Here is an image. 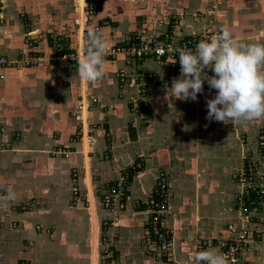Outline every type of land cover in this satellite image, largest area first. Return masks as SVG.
I'll use <instances>...</instances> for the list:
<instances>
[{"label": "crops", "instance_id": "crops-1", "mask_svg": "<svg viewBox=\"0 0 264 264\" xmlns=\"http://www.w3.org/2000/svg\"><path fill=\"white\" fill-rule=\"evenodd\" d=\"M242 1L103 0L100 10L89 16L86 0H0V54L11 61L23 54L42 59L30 66L10 64L0 83V196L9 189L16 194L14 201H0V264L23 260L65 264L67 255L100 264V225L111 220L115 210L110 213L103 207L97 191H106L138 158L145 161V170L125 186L133 197L151 192L159 170L171 178L182 174L179 182H172L183 184L180 191H188L182 194L185 201L174 193V202L185 204V216L193 212L190 217L203 223L202 230L213 225L211 231H202L207 249L220 250L222 241L236 234L230 230L231 225L240 226L239 187L233 171L251 154L264 179V149L256 143V130L264 127V118L227 124L209 121L207 100L216 93L209 91L206 81L195 101L166 99L172 96L173 79L180 75L179 61L173 70L160 59L137 62L124 54L106 56V74L96 83L82 80L77 64L85 29L90 26L108 37L110 50L130 38L148 41L171 32H215L224 26L245 43H264V0H247L251 6ZM56 37L66 42L56 43ZM120 70L130 77L135 72L155 75L136 114L130 99L137 97V76L120 89ZM91 96L97 101L89 107ZM76 130L83 135L74 141L71 133ZM89 136L93 143L88 142ZM241 138H246L244 145ZM53 145L66 148L69 154H50ZM74 186L88 200L70 201ZM125 204L131 213L126 220L137 226L124 225V216L118 218L120 226L114 223L113 227L128 230L127 236L135 238L147 209L130 211L133 203ZM38 224L53 228L50 238L35 230ZM187 228L176 238L177 264H189L193 253L196 227ZM255 229L239 264H264V219ZM135 254L130 250L128 255ZM54 256L56 263L51 261Z\"/></svg>", "mask_w": 264, "mask_h": 264}, {"label": "clouds", "instance_id": "clouds-1", "mask_svg": "<svg viewBox=\"0 0 264 264\" xmlns=\"http://www.w3.org/2000/svg\"><path fill=\"white\" fill-rule=\"evenodd\" d=\"M85 32L78 74L85 82L96 83L106 74L105 57L110 44L95 26L87 27ZM174 52L179 58L180 75L173 79L172 96L166 99L195 101L206 81L210 89L216 90L214 98L207 100L209 121L227 124L264 118V43H245L224 26L194 49L178 48ZM168 63L175 64L176 58ZM209 69L212 75L208 74ZM15 199L11 189L6 196H0L5 203ZM189 264H230V260L219 249H207L193 251Z\"/></svg>", "mask_w": 264, "mask_h": 264}, {"label": "built area", "instance_id": "built-area-1", "mask_svg": "<svg viewBox=\"0 0 264 264\" xmlns=\"http://www.w3.org/2000/svg\"><path fill=\"white\" fill-rule=\"evenodd\" d=\"M102 1L103 0H86V14L89 16L95 15L100 10ZM1 12L2 10L0 8V20L2 18ZM217 33L218 32L194 31L187 35H178V33L171 32L163 37L154 38L148 41L144 39L130 38L128 41L113 47L109 51V54L107 56L124 54L125 56L137 62L144 61L148 58H155L163 60L167 63L176 58L177 63L179 61V58L176 56L174 49L185 47L194 49L196 44L199 43L201 40L207 39L211 35H215ZM30 35L31 32L27 34V36ZM71 58L74 59L72 55ZM40 61H42L40 57L31 58L28 57V55L26 54L20 56L16 61H11L5 55L0 54V83L5 79V70L10 64L16 63L22 66H30L37 64ZM169 64L172 65L173 69V66L175 64ZM210 74H213L212 71H210ZM119 76L122 86L121 88H123V84L125 82H128L129 80L127 79V73L124 70H120ZM151 80H156L155 75L152 73L145 72L142 73L139 76L138 81H136L137 97H132L130 99V109L135 114L138 113L140 102L143 101V98L148 92V85ZM209 91L211 93H216L215 89L209 88ZM96 101L97 98L91 96L90 101L88 102L89 107L96 103ZM82 132L83 131H81V133ZM81 135H83V133ZM87 139L89 143L94 142L93 137L89 136ZM256 143L259 149H264V127H262L258 131L256 135ZM55 152L58 154H62L65 151H63V149L61 148H57L55 149ZM243 161L244 162L242 163L241 167L233 173V179L239 187V191L236 195V200L240 211L239 223L241 225V228L237 229L234 225H231L230 230L235 232L236 234L224 239L220 247V251L229 257L230 264H239V262H241V251L249 246L248 239L251 236V233L257 227L258 222L261 220V218L264 219V179L259 173L256 163L251 154L246 155ZM140 164L141 162L136 164L137 168L140 167ZM72 174L74 178L78 177L77 170L75 168L72 169ZM163 174L157 176V182L154 185L155 190L154 188H152L148 199L145 200V202L143 203L147 207V212L150 213V218H148V223L150 224V227L146 229L148 230L147 233L152 232L154 234H157L159 233V231L164 230L165 227L162 222V218L166 214L165 212L167 204H165V199H159V197L167 193L165 189L166 185H168V182L166 181V178L163 176ZM128 176V171L123 173L120 179L116 180L113 185H109L107 187V190L102 193L100 197L101 203L104 208L109 210L108 212H114L115 206L119 204V200L123 199V197L125 196L123 194L126 191L125 184ZM153 190L154 193L158 195L157 199L153 197ZM128 198V195L125 196V199ZM72 200L74 202H83L84 200H88V197L87 195H81L78 186H74L72 189ZM135 202L138 206H140L141 203L139 202V200H136ZM198 239L199 241L193 251L206 250L208 240H204L200 237ZM103 240H106L105 236H103ZM21 264L25 263L22 262Z\"/></svg>", "mask_w": 264, "mask_h": 264}, {"label": "rangeland", "instance_id": "rangeland-1", "mask_svg": "<svg viewBox=\"0 0 264 264\" xmlns=\"http://www.w3.org/2000/svg\"><path fill=\"white\" fill-rule=\"evenodd\" d=\"M214 1H217V0H214ZM223 1H225V0H222V2ZM230 1H232L231 3H233L234 1H237V0H226L227 4ZM242 3L247 4L249 2H247V0H243ZM248 5L251 6L250 3ZM199 13H201V12H199ZM200 31L209 32L208 30H204V29L200 30ZM213 31L219 32L216 30H213ZM210 32H212V31H210ZM70 33L74 34L75 32L72 30ZM41 35H42V37H45V33L43 31L41 32ZM65 39L66 38H64V37H56L55 42L61 44V42H66ZM69 39H71V37ZM73 66H75V65H73ZM173 67L176 68V65H174ZM142 73L143 72H141V74ZM139 74L140 73L137 74V72L134 73V76H137L136 79H138L139 76L141 75V74L140 75ZM134 76L130 77L129 74L127 73V79H129V78L130 79L128 80V82H125L123 84L124 87L127 86V84H129V82L131 81V78L134 79ZM118 78H119V83L121 85L120 76H118ZM120 89H121V87H120ZM146 95H148V92L146 93ZM74 102H75V105H74ZM74 102H73V106H74V108H76L75 106L77 105V102L75 99H74ZM74 112H75V110L71 109V111H70L71 115L75 116ZM147 114H149V113H147ZM78 127H79V125H78ZM78 127H77V130L79 129ZM77 130L73 131V133H71L72 140H74V141L80 139V136H81L77 132ZM257 132H258V129L256 130V134H257ZM245 139L246 138H241L243 145L246 142ZM55 149H57V146L55 147V145H53L51 148L48 149V152L50 154L58 155V153L55 152ZM61 149H63V151H65V152H63L62 154H59V155L67 156L69 154V152L66 150V148H61ZM247 155H250V154H247ZM140 162H141L140 167L137 168L136 164H138ZM243 162L244 161H242V163ZM242 163L233 172L238 170V168L241 167ZM132 164H133L132 165L133 169H135L133 177L136 178V177H138V175L141 172H143L145 170V161L141 158H138V160H134V162ZM128 167L129 166H127L124 169V171H123L124 173L127 172L128 169H131V166L129 168ZM161 172L165 173L166 171L159 170L158 175L163 174ZM163 176L166 178V181L168 182V185H166V189H165L167 193L162 195L161 197H159L160 200L165 199V204H167L166 212H165L166 216L164 215V217L162 218V220H163L162 222L165 226L164 230H162L163 232L159 231V233H157V234H154L152 232L147 233L148 230H146V229L148 227H150V224L148 223V221H149L148 218H150L149 212L142 213L141 216L142 217L146 216V217L144 220L141 221V224L139 225L140 229H138L135 238H131L132 235H130V234L127 236L128 230H123V232H122V231H119L118 227H113L114 223L116 224V226H120L119 224H121L122 222H120L118 220V218L122 219L124 216H126V218L124 217L125 218L124 219L125 221L123 222L124 225L127 224L129 226L130 225L131 226L134 225L135 227L137 226V224H135L133 222L128 223V220H126V219H128L127 216L131 215V213L127 212V210H125V208H126L125 203H127V202L133 203V206H129L130 211H132L134 207L136 209H146L147 208L143 203L145 202V200L148 199L150 192L145 194V195L143 194V196H141V197L140 196L139 197H133L131 194V191L127 190L128 189V187H127V189L123 195H125V196L129 195L130 199L129 200L125 199V196L123 197V199H120L118 202L119 204L115 206V212L113 213L111 220H109V221L105 220L104 223H106V222L107 223L106 224L102 223L103 224L102 226L100 225L101 232H100V239H98L100 242L98 245V254H97V258H98V261L100 264H128V262H129V264H134V262H135V264H177V262H176L177 260H175L176 257L174 255V249H176V247H177L176 238H179L181 236L180 234L182 232L187 231L188 230L187 227L189 225H190V227H193L194 225L196 227L194 230L195 234L193 236L194 242H192V243H194L193 244L194 246H196V244L198 243L199 237L204 239V240L207 239L206 237L203 236L202 231L203 232L211 231L213 229V225L205 227L202 230L201 228H203V225H202L203 223L199 224L198 221L194 222V221H192V218L190 217L194 213L191 212L190 214H187L185 216L186 205L183 204L182 202L181 203H175L174 202V193H177L179 196H182L183 193L188 191V190L187 191H185V190L180 191L183 187V184H181V187H180L177 183L182 178V174L179 175V177L174 176L173 178H171L170 173H167V174L165 173V174H163ZM134 178L131 181H133ZM231 178H232V175H231ZM176 179H178V180L174 184V182H172V180H176ZM113 182H111V183H113ZM156 182H157V179H156L154 185L156 184ZM129 185H130V181L128 179L126 181L125 186H129ZM154 185H153V188L155 190ZM103 190H104V188H102L101 191H103ZM101 191H97L98 196H100L99 194H102ZM187 195H189V194L187 193ZM153 197L155 199H157L158 195L156 193H154ZM182 197H183V201H185V199H184L185 196H182ZM135 200H139V202L141 203L140 206H138L136 204ZM70 201H72V192H71ZM117 210H118V212H117ZM195 214H197V212ZM180 217L183 218L182 219L183 221H180L181 220ZM195 217L198 218V216H195ZM198 224L201 227H199ZM240 226H238L239 227L238 229L241 228ZM34 227L36 228V225H34ZM107 228H108V233H107ZM35 230L39 231V232H43V231L46 232L45 233L46 236L48 238H50L51 235H49V234L52 233L53 228L52 227H48V228L44 227L43 228L42 226H40L39 228H36ZM103 236H105V238H106L105 241L103 240ZM52 240L55 241V238ZM132 240L133 241L136 240V242H132ZM194 246H193V249L195 248ZM82 248H83V250L84 249L88 250V246H86V245L85 246L83 245ZM130 250H135L136 254L133 256L128 255ZM123 251H124V253H122ZM49 258H50V255H49ZM56 260H57L56 256L51 258L52 263H56ZM20 262L21 263L25 262L27 264V261H25V260L19 261V263ZM65 264H89V260H87L86 257H84L83 260L82 259L81 260L80 259H72L69 255H67V261ZM178 264H181V263H178Z\"/></svg>", "mask_w": 264, "mask_h": 264}, {"label": "trees", "instance_id": "trees-1", "mask_svg": "<svg viewBox=\"0 0 264 264\" xmlns=\"http://www.w3.org/2000/svg\"><path fill=\"white\" fill-rule=\"evenodd\" d=\"M142 106L144 107V109H145V111H146V114H147L148 109H147L146 105L144 106V105L142 104ZM134 172H135V169H133V167H132L131 169H129V176H128L129 181L132 180L133 175H134ZM153 194H154V190H153Z\"/></svg>", "mask_w": 264, "mask_h": 264}]
</instances>
